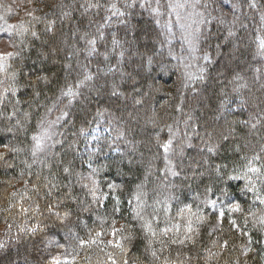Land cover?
<instances>
[{
	"label": "trees",
	"instance_id": "trees-1",
	"mask_svg": "<svg viewBox=\"0 0 264 264\" xmlns=\"http://www.w3.org/2000/svg\"><path fill=\"white\" fill-rule=\"evenodd\" d=\"M21 1L0 264H264V0Z\"/></svg>",
	"mask_w": 264,
	"mask_h": 264
},
{
	"label": "rangeland",
	"instance_id": "rangeland-1",
	"mask_svg": "<svg viewBox=\"0 0 264 264\" xmlns=\"http://www.w3.org/2000/svg\"><path fill=\"white\" fill-rule=\"evenodd\" d=\"M26 4H27L26 1H21V0H0V61L8 57H11L14 54V50H15L13 39L4 34L6 29L5 30L3 29L4 23L2 22V20L5 19V16H6L7 18L9 17V22H11L10 24L13 25L14 23L18 22L22 14L25 13L28 9ZM3 9L5 10L3 11ZM1 11L3 13H1ZM105 131H106V128L100 126V127L94 128L90 133H88L86 137L87 146L84 148L85 151L80 152V155L86 156V150L94 149L93 147L95 146V143L98 141L99 138L103 136ZM91 179L92 178H90V180L89 179L87 180V182L90 184L93 183L92 181L93 179L92 180ZM92 188H93V185H92ZM69 215L70 214H68V217L73 216V212L71 213L70 216ZM0 232H1V229H0ZM1 240L2 238L0 236V247H1V242H2ZM45 257L46 256H42L41 261L44 260Z\"/></svg>",
	"mask_w": 264,
	"mask_h": 264
},
{
	"label": "snow or ice",
	"instance_id": "snow-or-ice-1",
	"mask_svg": "<svg viewBox=\"0 0 264 264\" xmlns=\"http://www.w3.org/2000/svg\"><path fill=\"white\" fill-rule=\"evenodd\" d=\"M10 27H12V26H10ZM33 139L37 141V147L39 148V147H40L39 138H38V137H33ZM164 147H165V149L167 150L168 145H165ZM252 170H253V171H256L255 169H252ZM190 224H191V222L189 221V231H191ZM154 234H155V233H153V235H154Z\"/></svg>",
	"mask_w": 264,
	"mask_h": 264
}]
</instances>
